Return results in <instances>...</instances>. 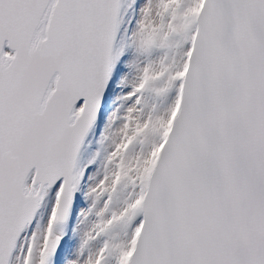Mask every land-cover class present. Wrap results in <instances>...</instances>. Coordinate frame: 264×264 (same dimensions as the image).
I'll list each match as a JSON object with an SVG mask.
<instances>
[{"label": "snow or ice", "instance_id": "snow-or-ice-1", "mask_svg": "<svg viewBox=\"0 0 264 264\" xmlns=\"http://www.w3.org/2000/svg\"><path fill=\"white\" fill-rule=\"evenodd\" d=\"M0 264H264V0H0Z\"/></svg>", "mask_w": 264, "mask_h": 264}]
</instances>
